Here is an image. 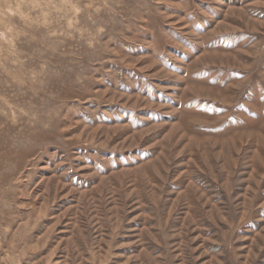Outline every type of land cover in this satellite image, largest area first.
Returning a JSON list of instances; mask_svg holds the SVG:
<instances>
[{"label":"rangeland","instance_id":"1","mask_svg":"<svg viewBox=\"0 0 264 264\" xmlns=\"http://www.w3.org/2000/svg\"><path fill=\"white\" fill-rule=\"evenodd\" d=\"M0 264H264V0H0Z\"/></svg>","mask_w":264,"mask_h":264}]
</instances>
